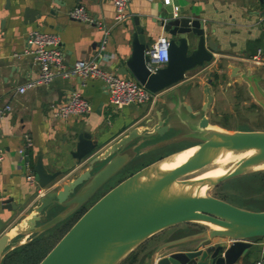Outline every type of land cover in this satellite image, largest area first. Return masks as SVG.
<instances>
[{
	"label": "water",
	"instance_id": "1",
	"mask_svg": "<svg viewBox=\"0 0 264 264\" xmlns=\"http://www.w3.org/2000/svg\"><path fill=\"white\" fill-rule=\"evenodd\" d=\"M159 16L156 24L167 36L164 64L152 72L145 67L144 51L150 45L151 35L135 20L130 53L117 69V73L132 76L152 92L183 79L186 71L210 61L212 51L217 49L212 29L198 17L167 12ZM260 57L264 66V50ZM220 66L218 61L215 67ZM238 68L229 64V77L238 83L247 81L245 76L251 70ZM207 75L201 84L200 107L192 110L187 102H181L187 111L198 116L192 135L197 140L191 144L194 149L168 168L160 169V164L180 149L140 166L110 186L83 210L36 264H117L152 235L186 222L204 226L207 222L217 227L206 225V229L155 244L148 252V264H235L246 253L250 238L264 236V209H244L207 193L222 180L264 164L263 129H226L208 121L205 112L210 110L213 99L210 85L217 74L212 69ZM250 84V91L264 112V93ZM100 106L101 103L95 107L96 113H100ZM166 128L160 117L152 125V131L159 134ZM137 136L136 129L131 127L104 146V142L92 139L90 132L83 130L70 151L74 162L64 172L48 171L37 158L32 166L36 196L32 212L23 218L24 227L13 226L14 233L10 235L12 214L0 217V262L12 248L8 241L13 237L27 234L32 239L53 228L76 203L86 201L105 184L128 160L120 150ZM229 150L242 155L232 159L223 171L203 179L182 178ZM68 172L70 175L60 181V176ZM7 202L8 199L0 200V209H18L4 205ZM212 238L217 240L208 243Z\"/></svg>",
	"mask_w": 264,
	"mask_h": 264
},
{
	"label": "crops",
	"instance_id": "2",
	"mask_svg": "<svg viewBox=\"0 0 264 264\" xmlns=\"http://www.w3.org/2000/svg\"><path fill=\"white\" fill-rule=\"evenodd\" d=\"M76 3L82 4L93 20L108 27L102 47V32L95 24L67 15V10ZM162 12L190 15L203 20L212 29L210 33L217 49L212 51L210 61L194 66L197 69L189 73V70L186 71L183 79L157 91L153 101L113 108L107 102L106 92L99 79L82 82L76 74L56 76L18 91L19 86L35 79L39 73L38 64L33 57L22 52L25 35L30 29L58 35L66 66L76 59L94 58L101 67L117 73L118 66L130 53L134 21L144 26L151 35V43L159 33L165 34L156 24ZM127 13L126 19L116 24L113 22L110 0H0V149L3 153L0 160V200L8 199L4 205L18 208L15 211L0 209V217L12 214L13 219L8 225L11 227L8 230L10 235L14 233L13 226L24 227L23 218L32 212L35 185L30 186L24 178L26 161L31 170L39 158L48 171L58 169L64 172L74 162L70 151L77 134L83 130L90 132L92 139L104 142L106 146L134 127L138 136L120 150L128 156L123 167L163 142L192 138L198 116L187 111L181 102L185 101L192 110L196 109L189 101L190 85H193L192 88H196L200 95L199 105L201 104V84L208 77L207 72L212 69L217 74L216 78L215 75L211 77L214 79L213 85H210L213 103L218 98L221 100L223 97L217 95H223L228 89L233 91L246 88L251 92V82L264 93V66L250 59L257 48L264 50L262 0H130ZM218 61L221 66L216 68ZM229 64L238 66L240 71L250 69L251 73L245 76L247 81L238 83L234 77H229ZM71 90L79 91L91 103V111L82 115L52 116L53 107L62 103ZM99 103L100 113H96L94 109ZM211 109L212 120L208 110L205 113L210 123L236 129L220 122L218 124L214 115L215 108L210 107ZM158 117L167 126L160 134L152 131V125ZM23 133L29 134L31 145L22 148L20 152ZM70 173L60 176L59 180L63 181ZM206 227L192 228L187 223L173 225L171 228H175L172 230L175 235H152L154 240L151 247L166 239ZM29 237L27 234L16 235L8 241V246L16 247L30 240ZM216 240L217 238H212L208 243ZM145 245H138L133 249L132 264H148L147 254L151 247L145 248ZM263 256L264 236L252 237L246 253L235 264H249L253 259Z\"/></svg>",
	"mask_w": 264,
	"mask_h": 264
},
{
	"label": "built area",
	"instance_id": "3",
	"mask_svg": "<svg viewBox=\"0 0 264 264\" xmlns=\"http://www.w3.org/2000/svg\"><path fill=\"white\" fill-rule=\"evenodd\" d=\"M110 1L113 7V22L118 24L124 21L128 15L127 8L130 0ZM262 1L264 2V0ZM66 13L73 19L95 24L102 32V39L100 41V46L102 47L109 30L108 27L104 26L100 21L93 20L85 7L80 3L74 4ZM166 46V34L159 33L144 51L147 55L144 65L150 72L154 71L156 67L163 65L166 61ZM22 52L30 54L33 57L38 64L39 73L35 79L28 81L25 85L19 86V92L23 91L25 86L45 82L56 76L68 77L71 74H76L82 82L87 79H99L106 92L107 102L113 108H120L126 104L151 102L157 95V92L148 90L133 77L117 74L101 67L98 60L94 58L76 59L69 66H66L63 61V51L60 47L59 37L54 32L30 29L25 35ZM260 54L261 50L257 48L250 56V59L256 64L261 63ZM91 109V103L79 91L71 90L62 103L53 107L52 116L82 115L90 112ZM1 113L2 111H0V115ZM22 138L23 142L22 147L19 149L20 152L23 150L22 148H27L31 145V138L28 133H23ZM2 157L3 153L0 149V160ZM24 166V178L26 182L30 186L36 185L33 171L30 169L27 161L24 163ZM263 260L264 256L253 259L249 264H262Z\"/></svg>",
	"mask_w": 264,
	"mask_h": 264
},
{
	"label": "rangeland",
	"instance_id": "4",
	"mask_svg": "<svg viewBox=\"0 0 264 264\" xmlns=\"http://www.w3.org/2000/svg\"><path fill=\"white\" fill-rule=\"evenodd\" d=\"M195 69H197V67L189 70L188 73L194 71ZM192 86L190 85L191 94L189 97L190 98L189 101L191 102L192 106L197 109L200 101V95L198 94L196 88H192ZM241 89L243 91L242 93H241ZM241 89L240 90L235 89L233 91L232 90L229 91L228 89L226 93H224L223 95H219V94L217 95L219 97L220 96L223 97L221 98V100L218 98L217 102L214 103L211 102L210 107L215 108L214 109L215 110L214 115L216 116L215 120L218 121V124L219 122H221L230 128L264 130V112L262 107L254 99L251 92L247 91L246 88H241ZM217 112L219 114H216ZM221 116H223V118H220ZM212 117L213 115L210 114V120L213 119ZM196 141L197 140L194 138H181V139L179 138V140H174L172 142H166V143L163 142V144L161 145L159 144V146H157V148L153 150H147L144 154H142V156H137L136 158H134V161H132L130 165H127L122 169H120L118 172H116L100 188L98 193H101L108 186H112L117 181H119L126 175L130 174L134 169L136 170V168H139L145 162L147 163L151 162L159 157L165 156L181 148L187 147L195 143ZM223 164H218L217 166H215V164L205 165L197 170L185 174L184 176H182V178L194 177L202 173L211 172L213 169H215V167L222 166ZM207 193L219 197L231 203L232 205L244 209L253 210V211L263 210L264 209V166L226 178L221 182H219L218 184H216L215 186L208 189ZM186 223L189 224L192 228L193 227L200 228L202 226L204 227V225L196 222H186ZM64 229H65L64 225L63 226L56 225L53 228H51L49 231H47L46 237L48 238L45 239L47 241V246H49L51 243L53 244L61 236ZM173 229L175 228H171V227L165 228L159 231L157 234H154L153 236L164 235L166 237H170L172 235H175V233L172 232ZM61 230L63 231L61 232ZM153 236L146 239L139 246L144 247V245L146 244L145 248L147 246L151 247L152 240H154L152 239ZM156 239L157 238H155V240ZM15 257L13 256V259H15Z\"/></svg>",
	"mask_w": 264,
	"mask_h": 264
},
{
	"label": "trees",
	"instance_id": "5",
	"mask_svg": "<svg viewBox=\"0 0 264 264\" xmlns=\"http://www.w3.org/2000/svg\"><path fill=\"white\" fill-rule=\"evenodd\" d=\"M215 78H216V75H215ZM49 230L50 229L43 231L42 233H40L35 238H32V239L28 240L27 242H24V243H22L16 247H13L12 249H10L2 257L0 264H36L38 262V260L53 245L51 243L49 246H47V241L45 240L46 238H48V237H46L47 236L46 232ZM62 231L63 230H61V232ZM61 232H58V233H61ZM45 244L47 247L45 246ZM134 251L135 250H132L131 252H129L117 264H132V262L134 260V258H133ZM13 256L14 257L16 256L15 259H13Z\"/></svg>",
	"mask_w": 264,
	"mask_h": 264
},
{
	"label": "bare ground",
	"instance_id": "6",
	"mask_svg": "<svg viewBox=\"0 0 264 264\" xmlns=\"http://www.w3.org/2000/svg\"><path fill=\"white\" fill-rule=\"evenodd\" d=\"M194 149V146H187V147H184L182 149H180V151L174 153L170 158H168L167 160L163 161L161 164H160V169H165V168H168L174 164H176L178 161H181L183 160L192 150ZM242 155L241 153H236L234 151H226L224 153H221L219 155H217L209 164H215V166H217L218 164H223L222 166H218V167H215V169H213L211 172H208V173H202V174H199V175H196L193 177V179H203V178H206L214 173H218V172H221L224 170V166L228 165L230 163V161L238 156ZM263 165H261L260 167H263ZM259 167V168H260ZM204 190V186L200 188L199 190V193H202ZM205 224H208L209 226L211 227H217L216 225L214 224H211V223H207V222H204ZM18 226V225H17ZM19 228V227H18Z\"/></svg>",
	"mask_w": 264,
	"mask_h": 264
},
{
	"label": "flooded vegetation",
	"instance_id": "7",
	"mask_svg": "<svg viewBox=\"0 0 264 264\" xmlns=\"http://www.w3.org/2000/svg\"><path fill=\"white\" fill-rule=\"evenodd\" d=\"M199 107H200V105H199ZM208 112L212 115L213 114V109L208 110ZM216 114H219V113L217 112ZM220 118H223V116H221ZM208 121H209V119H208ZM221 124L226 126L224 123H221ZM223 128H225V127H223ZM226 129H228V128H226ZM122 168H123V166L120 169H122ZM118 171H116V172H118ZM100 188L97 189L86 201H81V202L76 203L75 206H73V208L71 209V211L65 217H63V219L60 222H58V224H56V225H61V226L64 225L65 226V230H66L72 224V222L83 212V210L86 207H88L98 196H100L102 194V193H98ZM66 207L68 208V206H66Z\"/></svg>",
	"mask_w": 264,
	"mask_h": 264
}]
</instances>
